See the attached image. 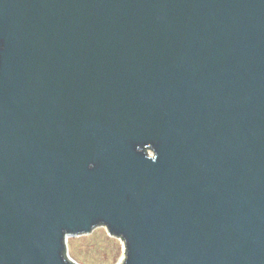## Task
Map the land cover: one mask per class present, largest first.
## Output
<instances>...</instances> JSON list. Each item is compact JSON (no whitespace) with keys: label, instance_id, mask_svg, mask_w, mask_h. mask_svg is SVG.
<instances>
[{"label":"water","instance_id":"obj_1","mask_svg":"<svg viewBox=\"0 0 264 264\" xmlns=\"http://www.w3.org/2000/svg\"><path fill=\"white\" fill-rule=\"evenodd\" d=\"M264 264V0H0V264Z\"/></svg>","mask_w":264,"mask_h":264},{"label":"rangeland","instance_id":"obj_2","mask_svg":"<svg viewBox=\"0 0 264 264\" xmlns=\"http://www.w3.org/2000/svg\"><path fill=\"white\" fill-rule=\"evenodd\" d=\"M68 250L80 264H120L125 255L124 241L111 235L104 225L90 233L70 236Z\"/></svg>","mask_w":264,"mask_h":264}]
</instances>
